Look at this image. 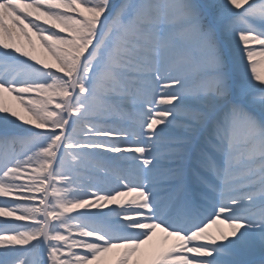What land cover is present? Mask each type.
<instances>
[{"label":"snow or ice","instance_id":"obj_1","mask_svg":"<svg viewBox=\"0 0 264 264\" xmlns=\"http://www.w3.org/2000/svg\"><path fill=\"white\" fill-rule=\"evenodd\" d=\"M261 67L264 0H0V264H264Z\"/></svg>","mask_w":264,"mask_h":264},{"label":"bare ground","instance_id":"obj_2","mask_svg":"<svg viewBox=\"0 0 264 264\" xmlns=\"http://www.w3.org/2000/svg\"><path fill=\"white\" fill-rule=\"evenodd\" d=\"M6 103H8L12 107L17 108V110H19V108L16 105L15 101L11 100V98L7 97V95H6ZM125 199H131V196H128ZM162 235H163L162 233L157 232V235H156V237H154V240L151 242V244L146 245L145 249L147 251H149V252L154 251L159 246V244L161 242L160 238L162 237ZM168 243L169 244L172 243V240H169Z\"/></svg>","mask_w":264,"mask_h":264},{"label":"rangeland","instance_id":"obj_3","mask_svg":"<svg viewBox=\"0 0 264 264\" xmlns=\"http://www.w3.org/2000/svg\"><path fill=\"white\" fill-rule=\"evenodd\" d=\"M256 59H257V61H259V57H257ZM260 70H261L262 74H264V67H261Z\"/></svg>","mask_w":264,"mask_h":264}]
</instances>
